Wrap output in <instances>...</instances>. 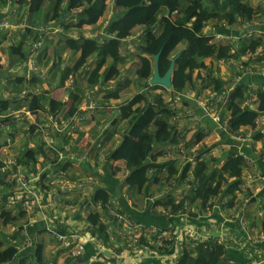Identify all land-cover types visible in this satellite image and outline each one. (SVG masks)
Returning a JSON list of instances; mask_svg holds the SVG:
<instances>
[{
	"label": "crops",
	"instance_id": "crops-1",
	"mask_svg": "<svg viewBox=\"0 0 264 264\" xmlns=\"http://www.w3.org/2000/svg\"><path fill=\"white\" fill-rule=\"evenodd\" d=\"M12 0H0V11L8 5V2ZM30 0H17V15L11 16V20H15L17 26L24 23L25 29L17 28V31L7 32L0 31V143L7 136V127L11 125L14 131L11 133L13 138V145L6 148V151H12L14 153L26 154L24 152L28 145V141H33L35 138L34 133V119L43 123L45 121V114L42 112L44 105H49L50 100H56L62 102V106L56 111L64 112L66 115H72L68 113V110L74 102V96H78L79 100L76 101V111L80 107L85 109L90 103L87 98L88 95L95 89L96 86L100 88L98 91H94L92 94L94 97L95 105L89 107L87 112H83L84 121L79 133V141L81 147L92 146V156L95 159H99L101 155H106L109 159V163L100 172L95 171V175L98 180V184L95 188H104L110 193V198H116L122 207L129 212L137 221L143 222L147 225H153L157 228H171L176 232L178 236L174 241L175 252L170 255H161L152 248V246L142 245L140 248H135L134 253H129L131 256L121 261L119 256L126 253V247L116 239H109L105 244L107 249L104 252H100L99 255L102 259L110 261L114 264H175L179 258V249L182 247L181 240L198 239L205 240L208 238L217 239L224 244L226 248V264H264V217L257 215L256 206H248L242 208V197L236 195L232 205H225L221 209L214 208L210 201L202 207L199 202L185 203L183 209L178 212H171L170 208H166L162 205H157L156 201H169L173 200L178 202L183 200L187 195H190L193 190L197 188V179L193 174V169L198 161H188L183 159L180 154L177 144L169 145L166 147H159L156 151H162L155 159H151L153 166L148 171L149 183L146 187L138 192L135 188H127L122 181L127 173L122 176L119 175V170L125 167V161L123 159L124 153L119 148L120 140L122 139L126 129L122 131V127L127 128V120L120 118L119 107L127 104L128 101L134 96H130L127 100L121 102L119 91V98H111L108 100L99 99L98 95L101 90H110L115 82L114 77L108 82L102 85L97 83L84 95L81 93L79 84V78L84 76L85 70L90 69L91 72L95 67L97 61L96 56H92L88 59L87 63L81 66L78 70L74 69L81 52H74L69 48L66 43V36H77L83 34L86 37H97L100 35L107 36L105 28L112 18L114 7L113 1L107 0L103 9L102 15L97 23L86 24L82 27H70L67 30L64 27L65 24L77 21L75 17L76 10L66 13L64 11L65 3L62 4L61 10L58 14L52 11L53 3L47 2L41 9L32 12L29 9ZM110 2V3H109ZM251 5L257 10V8H263L264 4L261 0H249ZM258 11V10H257ZM264 17V14H259L254 20ZM46 27H62L63 32H51L44 36V43L40 49L39 54H34V43L38 41L41 33L38 31L41 26ZM65 29V30H64ZM79 32L81 33H78ZM143 27L136 26L127 34H116V38H109V41L119 47L120 58L117 61L107 60V66L114 65L119 74L121 73L120 80L125 79V73L122 66L124 65L121 57H125L126 53L123 47L131 46L132 38L142 34ZM228 35L236 36V31L229 29L226 30ZM120 35V36H119ZM142 36V35H141ZM140 36V37H141ZM137 38V41L140 40ZM115 40H121L125 43L118 45ZM103 42V41H101ZM36 58V67L34 70L31 67L30 59ZM209 61H214L212 58ZM207 61V62H209ZM106 66H103L99 73L102 75ZM89 72V77L91 75ZM198 71L194 72L195 74ZM81 76V77H80ZM87 76V79L89 78ZM143 79V85L140 87L142 92L145 89L151 87L149 79ZM76 85V86H75ZM187 87L186 89L190 88ZM157 89L155 90L158 92ZM138 93V92H137ZM136 93V94H137ZM168 93V92H167ZM35 98H38L39 107L31 108L32 102ZM117 102V103H116ZM118 102H120L118 104ZM27 111H32L31 115H27ZM49 111L50 105H49ZM17 114L22 116V120L17 122ZM182 119V118H181ZM179 120L175 127L178 135H184V140L187 143L186 155L190 154L191 149L195 148L198 153H204V156L210 154H217L220 148H215L220 143H226L222 140V133L217 132L212 128L210 130L199 127L195 121L189 119ZM170 121V118H169ZM194 122V123H192ZM171 123V122H170ZM249 130L250 127L243 128ZM211 131V132H210ZM203 133L204 137L198 140V134ZM210 132V133H209ZM194 133V134H193ZM100 143L101 147H96L95 141ZM212 140L217 142L212 147H206L204 144H208ZM228 150L218 153V159L214 163V166L221 165L229 154L232 153L231 149H235L228 142L226 144ZM205 148V149H203ZM260 148V144L257 142L254 147H244V150L249 153H256L255 149ZM201 149V150H200ZM207 150V152H203ZM254 151V152H253ZM261 153L255 157L256 161L260 162L258 171L264 174V148ZM210 153V154H209ZM254 153V154H255ZM38 155V152L35 153ZM206 161L205 158H203ZM189 165V170L184 178L181 177L183 169ZM111 167V168H109ZM119 168L115 171V168ZM171 167H174V174L170 173ZM247 168V166H246ZM1 169V168H0ZM3 177L0 179V194L4 199H0V214L2 210L10 212L9 222H5L4 219L0 223V243L6 247L11 242L7 239V235L10 233L12 227H17L23 222L24 216H19L17 208H9L4 204L6 203V173L3 169ZM247 170V169H245ZM244 170V171H245ZM83 171V170H82ZM87 174L92 170L89 166L85 165ZM85 173V175H87ZM79 175L76 174V177ZM130 190V193L127 192ZM95 190V189H94ZM136 192V194L134 193ZM252 195V192H251ZM257 195L259 197L264 196V188L261 189ZM220 198L216 197V200ZM240 210L241 214L248 221L250 229L245 230L238 222L237 215ZM21 212V211H20ZM96 214V213H95ZM101 220L103 221L104 214L99 213ZM88 219L84 221L77 220L78 227H83V232H89L87 235H94V227L89 223ZM88 223V224H87ZM209 230L218 231L219 236L213 235ZM3 231L5 236L1 233ZM29 237L33 240V245L25 248H19L23 237L19 234H14L15 243H18V255L14 260L15 263L21 256H28V262L31 264H67V256L62 253H56V241L52 234L42 229L40 222H35L29 225L27 228ZM98 235V234H97ZM191 236V238L189 237ZM40 244L43 246L44 259L42 263H39L36 258L31 257L30 253L34 250V245ZM87 243L85 251L79 256H73L75 263L72 264H89L92 257L98 253V250ZM121 249V251H119ZM111 252L110 257L104 255L105 252ZM132 251V250H131ZM176 256V257H175ZM164 258V261H161ZM126 261H130L127 263Z\"/></svg>",
	"mask_w": 264,
	"mask_h": 264
},
{
	"label": "built area",
	"instance_id": "built-area-1",
	"mask_svg": "<svg viewBox=\"0 0 264 264\" xmlns=\"http://www.w3.org/2000/svg\"><path fill=\"white\" fill-rule=\"evenodd\" d=\"M261 1L264 4V0ZM16 15L17 0L9 1L8 5L0 11V31L10 34L17 31V28L25 29L24 23L17 26L15 20H11V16ZM187 25L191 23L188 22ZM63 28L41 26L38 30L41 35L34 43L33 53L39 54L45 35L51 32H63ZM229 29L236 31V36L228 35L226 30ZM204 33L210 37L211 43L223 45L231 43L233 49L226 57L217 60L214 64L212 61L207 62L209 58L205 59L206 66L196 70L198 71L195 74L196 84L188 90L185 89L182 92L169 90L163 95L171 113L170 122L175 126L181 118L187 117L195 121L199 127L213 128L218 135L219 132H224L232 140L229 144L243 155L246 162H254V157L247 153L244 147L252 148L258 142L260 148H254L258 155L264 148V111L256 118L251 132H244V129L233 131L229 126L228 103L236 87L246 84L247 98L242 102L241 107L255 109L257 97L254 92L259 87L264 89V17L257 20L241 18L233 23L225 20H209L204 22ZM107 36L116 38V34H107ZM255 40H260V44L253 49L251 44ZM236 51H238V57L235 56ZM29 61L32 69L36 70V58L33 57ZM209 68L212 69L211 74H209ZM216 80L220 81L218 87L215 86ZM99 89L96 86L88 95L87 98L90 101L88 107L86 106L85 109L80 107L72 115H66L61 111L50 113L49 105L43 106L41 110L45 114V121L41 123L34 119L35 138L33 141H28L24 150V152H38L34 160L24 157V154L5 150L13 145L11 133L14 129L11 125L7 127V136L0 143V168L6 173L7 188L4 205L25 213L23 222L17 227H12L7 239L15 243L14 234L22 236L20 250L33 245L27 228L32 223L40 222L42 229L52 234L55 239L56 253L79 256L85 251L87 243H90L98 250V253L92 257L89 264H114L102 259L99 255L100 252L106 251V243L97 234H90V236L87 235L89 232L85 234L83 227H78L76 224L77 220L85 222L90 214L95 213L104 214L103 223L106 225L109 239H116L123 246L126 245L128 254L136 252L135 248L142 247L143 237L146 240L155 238L156 246L161 249H165L170 241L178 238L171 228H157L137 221L116 198H110L107 201L94 200L93 193L98 184L95 173L78 174L85 165L93 171L100 172L104 165L109 163L106 155H101L98 160L95 159L92 156V146L81 147L79 141V133L85 119L83 112H87L89 107L95 105L92 94ZM31 114L32 111H27L28 116ZM22 118L17 114V122H20ZM208 121L213 125H209ZM258 135L259 137L256 138ZM183 137L184 135H179L180 142L177 145L183 159L188 161L199 159L202 154H199L195 148L186 155L188 146ZM91 142L96 143V140ZM95 145L101 147L99 142ZM76 174L79 176L76 177ZM263 188L264 174L257 169H247L244 171L242 183L236 195L242 197L243 209L250 205L256 206L257 215L264 217V196L257 195ZM0 199H4L2 194ZM210 200L213 207L218 209L228 202L227 197L220 201H217L215 197ZM241 212L242 210L236 219L248 231L250 225ZM189 237L191 238L190 235ZM181 242V245L185 246L194 247L195 245L192 239H182ZM130 256L124 253L119 256V259L124 260ZM11 264L16 263L13 261Z\"/></svg>",
	"mask_w": 264,
	"mask_h": 264
},
{
	"label": "trees",
	"instance_id": "trees-1",
	"mask_svg": "<svg viewBox=\"0 0 264 264\" xmlns=\"http://www.w3.org/2000/svg\"><path fill=\"white\" fill-rule=\"evenodd\" d=\"M112 1L114 12L105 28L107 34H127L136 26H141L144 29L141 42L138 45L140 54L138 56L139 66L136 69L137 77L150 79L153 74L154 55L159 51H161L159 70L163 75L171 63L176 47L180 44L185 45L180 55L184 62L178 63L176 61L173 70L172 90L174 92H182L190 85L196 84L193 77L194 72L206 66V58L210 57L216 61L226 57L228 52L233 49L231 43L225 45L211 43L210 37L204 33V22L215 19L233 23L241 18L251 20L258 15V11L249 0H211L212 10H208L204 0ZM47 2L53 3L52 11L55 14L59 13L63 3H65L64 11L66 13L76 10L77 21L67 23L65 29H68L97 23L107 0H30L29 9L35 12ZM174 12L179 13L174 16ZM188 22L191 25H187ZM158 24L161 25V29L156 33L155 27ZM65 38L71 50L81 52L74 65L75 70L86 64L92 56L97 57L95 67L88 80L90 85L94 86L99 82L105 85L119 73L114 65L107 66L108 59L117 61L120 58V51L119 47L110 42L106 35L86 37L79 34ZM259 44L260 40L253 41L251 48L254 49ZM235 56H239L238 51L235 52ZM103 66L106 67L101 75L99 71ZM211 71L212 69L209 68V74ZM215 86H220L219 80H216ZM245 87L246 84L238 85L232 92L228 103L230 109L229 126L233 131L245 127L253 128L256 118L264 111V89L261 87L254 92L257 97L256 108L244 109L241 107L242 102L247 98ZM157 89H161L162 92L157 93L155 91ZM164 90L167 89L161 85H153L145 91L135 94L127 104L121 105L118 109V116L127 120L126 131L119 143V148L124 153L123 159L127 170L122 185L124 184L127 188H135L138 192L142 191L149 183L148 171L153 166L151 159H155L158 154L162 153V151H156L157 148L175 145L179 142L176 127L169 121L171 113L163 98L166 92ZM119 91L120 89H115L106 98H119ZM73 99L74 103L68 110L69 114H73L76 110L75 103L79 97L74 96ZM62 104V102L50 100L51 112L56 113ZM37 107H39L38 98H35L31 108ZM208 122L209 125H213L212 122ZM203 137L204 134L199 132L198 140ZM258 137L259 135L256 138ZM222 140L226 143H232V140L224 132L222 133ZM231 151L232 153L221 165L208 167L207 162L203 159L197 162L193 170V174L198 180L197 188L183 200L177 203L173 200L162 202L159 200L156 201V204L170 208L172 212H178L184 208L187 201L189 203L199 202L203 207L212 197H218L220 200L228 197V205H232L236 191L242 183L244 170L248 169L246 166L248 167L249 163L236 149H231ZM254 153H251L253 157H259ZM24 157H30L34 160L35 153L30 151L24 154ZM114 170L118 171L119 168ZM173 170L174 167H171L170 173L172 175L174 174ZM188 170L189 165L183 169L182 178L186 176ZM110 197V193L104 188L97 187L93 193L94 200L107 201ZM24 214L23 211L18 213L19 216H24ZM10 217L9 211H1L0 218H5V222H9ZM88 220L94 227L93 233L98 234L99 238L107 243L109 235L100 214H90ZM142 240V242L146 241L144 237ZM192 242L195 243L194 247L182 245L179 258L175 264H226V248L217 239L208 238L203 241L192 239ZM152 248L161 255L173 254L176 249L174 241H170L165 249L158 248L156 245ZM18 254V243H10L6 247L0 243V264H11ZM30 256L42 263L44 259L43 246L35 244ZM71 262L72 259L69 258L67 264H71ZM16 264L31 263L28 262V256H21Z\"/></svg>",
	"mask_w": 264,
	"mask_h": 264
},
{
	"label": "rangeland",
	"instance_id": "rangeland-1",
	"mask_svg": "<svg viewBox=\"0 0 264 264\" xmlns=\"http://www.w3.org/2000/svg\"><path fill=\"white\" fill-rule=\"evenodd\" d=\"M110 3V2H109ZM204 4L206 5V6H208L207 8H208V10H212V5H211V3L210 2H204ZM257 10H258V13L261 15V14H264V9L263 8H257ZM175 16V15H174ZM75 17H76V19H77V16L75 15ZM66 25V24H65ZM65 25H64V28H65ZM160 29H161V25L160 24H158L156 27H155V32L156 33H158L159 31H160ZM65 30V29H64ZM67 30V29H66ZM78 33H81V32H79V30H78ZM142 34H140V35H138V36H135L134 38H132L133 40H132V42H131V46L133 47V49L132 50H130L129 48V46L128 47H123V48H126V49H124V51H125V53H126V56L125 57H121V59L123 60V62H124V65L122 66V68H123V71H124V73H125V79L124 80H118L119 78H120V76H121V73L119 74H117L115 77H114V80H115V82H114V84H113V87L110 89V90H107V89H103V90H101V92H100V94L98 95V98L99 99H105V100H108L107 98H106V96L109 94V93H111V92H113L115 89H120V91H121V93H120V95H121V97H120V100H121V102H123V101H125V100H127L130 96H133V95H135L137 92H139L140 91V87H142V85H143V82H142V80L143 79H140L139 77H137L136 76V69H137V67L139 66L138 65V56H139V54H140V52L138 51V45L140 44V42H141V36ZM120 36V35H119ZM138 37H140V40H138L137 41V38ZM115 43H117L118 45H122V43H125V42H123V41H121V40H115ZM184 47H185V45L184 44H180V45H178L177 47H176V49H175V54H174V56L176 55V54H178V53H181V50H183L184 49ZM177 61H178V63H183L184 61H183V59L181 58V56L177 59ZM207 61H209V60H207ZM214 62L215 61H213L212 63L214 64ZM89 72H91V67H90V69H86L85 70V73H84V76H80L81 78H79V84L77 85L79 88H80V90H81V93L84 95L86 92H88L92 87H90V84H89ZM87 76L89 77L88 79H87ZM100 85H102V84H100ZM76 86V85H75ZM148 89V88H147ZM100 90V89H99ZM146 90V89H145ZM144 90V91H145ZM168 90V89H167ZM188 90V89H187ZM164 91H166V90H164ZM153 92V91H152ZM117 103V102H116ZM120 102H118V104H119ZM187 117H183L182 119H186ZM181 119V120H182ZM188 119V118H187ZM186 119V120H187ZM192 123H194V122H192ZM124 129H126V127H122V131L124 130ZM208 130H210V129H208ZM125 131V130H124ZM249 131V130H248ZM247 130H244V132H248ZM211 132V131H210ZM209 132V133H210ZM194 134V133H193ZM217 144V142L215 141V140H212L211 142H209L208 144H204V146H206V147H212V148H214V145H216ZM223 144H226V143H220V144H218L217 146H215V148H220V151H218L217 152V154H210V155H207V156H204L202 153V155H201V157L199 158V159H203V158H205L206 159V162H207V165H208V167H212V166H214V163L216 162V160L218 159V153H221V151H227L228 150V148H227V146L226 145H223ZM203 149H205V148H203ZM201 150V149H200ZM203 152H207V150H204ZM264 157V156H263ZM259 164H260V162H258V161H256L255 163L254 162H250L249 164H248V169H250V170H252V169H256V168H258V166H259ZM109 168H111V167H109ZM84 169H85V166L83 167V171H80L78 174L79 175H85V173H86V171H84ZM92 173H95V171H93L92 170ZM126 173V169H125V167L124 168H121L120 170H119V175L121 176H123L124 174ZM87 174V173H86ZM3 177V173H2V170L0 169V179ZM127 192L128 193H130V190H128L127 189ZM135 194H136V192H134ZM0 223H2V220L0 219ZM209 232L211 233V234H213V235H216V236H219V232L218 231H215V230H209ZM1 233L4 235L5 233L3 232V231H1ZM0 237H2V235L0 234ZM147 241V242H146ZM145 242H143L144 243V245H147V246H152V247H155V238H153V237H151L149 240H146ZM123 247H126V245L125 246H123ZM111 252H109V251H107V252H105L104 253V255L106 256V257H110L111 256V254H110ZM176 257V256H175ZM72 259V262H71V264L72 263H75L76 261H74V257L73 256H67V258L66 259ZM165 259L164 258H161V261H164ZM122 261V260H121ZM127 263H130V261H126ZM66 263V262H65ZM64 263V264H65Z\"/></svg>",
	"mask_w": 264,
	"mask_h": 264
},
{
	"label": "water",
	"instance_id": "water-1",
	"mask_svg": "<svg viewBox=\"0 0 264 264\" xmlns=\"http://www.w3.org/2000/svg\"><path fill=\"white\" fill-rule=\"evenodd\" d=\"M161 51H159L157 54L154 55V64H153V74L149 80L151 85H161L165 88H172V77H173V70L176 64L177 59L180 57V53L176 54L172 60L171 63L166 70V72L162 75L159 70V57H160Z\"/></svg>",
	"mask_w": 264,
	"mask_h": 264
},
{
	"label": "clouds",
	"instance_id": "clouds-1",
	"mask_svg": "<svg viewBox=\"0 0 264 264\" xmlns=\"http://www.w3.org/2000/svg\"><path fill=\"white\" fill-rule=\"evenodd\" d=\"M204 1H206V0H204ZM207 2V1H206ZM208 2H210V1H208ZM181 54V53H180ZM174 57V56H173ZM210 58V57H209ZM207 59V58H206ZM215 61V60H214ZM217 61V60H216ZM215 61V62H216ZM151 78V77H150ZM150 80V79H149ZM150 83V82H149ZM151 85V84H150ZM155 85H158V84H155ZM96 86V85H95ZM151 86H153V85H151ZM94 87V86H93ZM164 87V86H163ZM166 89H168V88H166ZM169 90H172V88H170V89H168V90H166V92L165 93H167V92H169ZM159 92H162V90H158V92L157 93H159ZM164 93V94H165ZM174 126V125H173ZM202 160V159H201ZM204 160V159H203ZM196 166V165H195ZM195 168V167H194ZM194 170V169H193ZM216 198V197H215ZM228 198V197H227ZM217 201H220V199L219 200H217ZM228 202H229V199H228ZM228 202H227V204H228ZM226 204V205H227ZM213 206V205H212Z\"/></svg>",
	"mask_w": 264,
	"mask_h": 264
}]
</instances>
